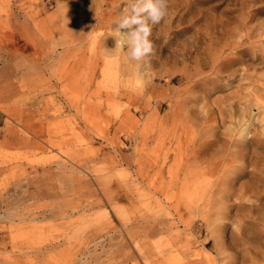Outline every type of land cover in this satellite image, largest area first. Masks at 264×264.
Wrapping results in <instances>:
<instances>
[{
	"label": "rangeland",
	"instance_id": "obj_1",
	"mask_svg": "<svg viewBox=\"0 0 264 264\" xmlns=\"http://www.w3.org/2000/svg\"><path fill=\"white\" fill-rule=\"evenodd\" d=\"M127 4L0 0V264H264V0Z\"/></svg>",
	"mask_w": 264,
	"mask_h": 264
},
{
	"label": "clouds",
	"instance_id": "obj_2",
	"mask_svg": "<svg viewBox=\"0 0 264 264\" xmlns=\"http://www.w3.org/2000/svg\"><path fill=\"white\" fill-rule=\"evenodd\" d=\"M168 0H128V4L116 22L120 39L117 46L127 51L131 60L147 63L154 55L150 40L152 26L160 24L167 15ZM137 85H143L142 77Z\"/></svg>",
	"mask_w": 264,
	"mask_h": 264
},
{
	"label": "bare ground",
	"instance_id": "obj_3",
	"mask_svg": "<svg viewBox=\"0 0 264 264\" xmlns=\"http://www.w3.org/2000/svg\"><path fill=\"white\" fill-rule=\"evenodd\" d=\"M214 57H212L211 59H214V58H216L217 56H219L217 53H214ZM215 64V66L219 69L220 67H223L225 64L224 63H221L220 61L219 62H217V63H214ZM208 66V65H207ZM261 145V144H260ZM172 170V169H171ZM168 200V199H167Z\"/></svg>",
	"mask_w": 264,
	"mask_h": 264
}]
</instances>
